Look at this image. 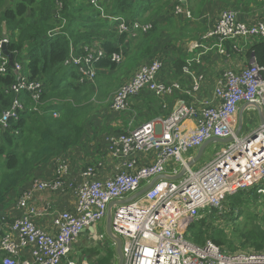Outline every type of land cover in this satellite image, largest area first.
<instances>
[{"label":"built area","instance_id":"built-area-1","mask_svg":"<svg viewBox=\"0 0 264 264\" xmlns=\"http://www.w3.org/2000/svg\"><path fill=\"white\" fill-rule=\"evenodd\" d=\"M103 2L88 0L119 35L146 34L152 29L149 23H128L123 17L106 14ZM60 10L61 4L57 2L59 19ZM171 13L183 21L194 20L187 0H173ZM64 25L63 19L59 27L48 32V38L58 35ZM253 38L264 41V21L247 23L233 11L221 12L212 28L186 44L188 54L193 56L186 60L182 71L191 83V92L199 93L204 83L203 75L192 71L193 64L198 65L209 52L230 59L224 42L238 44ZM8 42L6 36L0 35L1 74L9 66L8 58L2 54ZM84 50L88 52L85 56L70 51L65 64L76 67L79 84H92L95 77L92 64L102 52L95 47ZM11 54L14 58L16 53ZM113 61L121 63L122 56L114 55ZM22 62L13 60L16 82L8 91L14 99L10 108L2 112L0 127H6L8 119H18L23 94L30 95L37 104L42 91L41 82L25 76ZM161 67L158 60L140 65L115 91L109 101L110 112L128 111L130 99L142 92L162 99L179 92V83L166 85L158 79ZM241 104L257 105L264 115V65H258L253 57L247 66L235 64L223 71L216 80L212 98L200 102L201 109L180 101L165 117L133 128L130 120L123 133L104 137V157L90 165L91 159L87 158L77 171L72 170L69 154L54 158L49 163L50 176L34 178L15 199L7 215L12 223L4 228L0 238V253L4 254L1 264H93L68 256L76 239L90 228L94 240L103 242L105 252H100L101 256L115 249L105 232L96 233L97 224L106 218L112 203L115 204L111 208V230L121 240L123 264H264V252L228 254L211 241L197 246L185 238L193 222L212 211L221 214L228 196L252 188L264 196V123L253 132L236 137ZM187 119H194V125L183 127ZM211 138H232V141L193 171L188 167L193 158L191 153ZM151 156L152 164L141 162ZM182 170L184 173L178 180L160 179L139 198L118 204L153 179L178 177ZM68 193L74 197L72 210H52L48 229L33 221L36 213L31 204L37 195ZM23 252L26 259L21 256Z\"/></svg>","mask_w":264,"mask_h":264},{"label":"trees","instance_id":"trees-1","mask_svg":"<svg viewBox=\"0 0 264 264\" xmlns=\"http://www.w3.org/2000/svg\"><path fill=\"white\" fill-rule=\"evenodd\" d=\"M57 2L61 4L60 19L56 18ZM5 3L6 0H0V35L9 40L7 51L16 53L14 62L23 61L25 76L41 82L42 91L37 104L30 95L23 94L18 119H8L6 127H0L1 236L5 231L2 224L12 223L7 215L3 217L5 211L9 213L18 195L36 178L37 171L49 165L54 158L77 149L89 154L84 156L91 159L90 165L94 160L90 155L97 158L105 155V136L125 131H114L110 125H107L109 130L91 126V118L96 116L91 104L107 101L108 88L117 71L126 78L132 76L140 65L158 60L162 64L158 79L170 78L166 85L173 82L179 85L182 82L183 85L187 78L182 69L188 60V41L200 38L223 11H233L241 19V16L255 14L254 11L264 8V1L260 0H187L194 17L193 21L187 22L172 15L173 0H104L106 14L123 17L128 23L152 25L146 34L128 36L119 35L110 28L88 0H16L8 7ZM63 19L62 31L48 38V32L59 27ZM245 44L247 54L258 65H264V41L253 38ZM237 46L228 41L223 45L228 55H237L241 51L237 52ZM94 47L102 52V56L92 64L95 73L93 83L79 84L76 67L65 63L69 60L70 51L74 55L85 56L88 52L84 48ZM114 55L122 56L121 63L113 61ZM15 82L12 67L7 66L6 72L0 73V117L12 105L14 96L8 88ZM138 96L160 108L161 97L148 92ZM127 116L138 120L135 122L138 124L166 115L155 110L152 114L140 113L138 109L120 114L124 121ZM104 133L103 140L98 141ZM259 200H264V196H260L256 188L228 196L221 214L212 211L193 222L185 238L197 246L211 241L224 250L229 249L230 253L237 250L235 243L243 250L264 251V204L261 215H256V222L250 227L240 226L238 222L248 214L247 205ZM217 221H229L230 226L217 225ZM234 235L236 239L232 241ZM87 253L90 261L94 257L93 264L116 262V253L111 249L103 256L98 249H90ZM3 256L0 253V264Z\"/></svg>","mask_w":264,"mask_h":264},{"label":"crops","instance_id":"crops-1","mask_svg":"<svg viewBox=\"0 0 264 264\" xmlns=\"http://www.w3.org/2000/svg\"><path fill=\"white\" fill-rule=\"evenodd\" d=\"M15 1L16 0H6L5 6L8 7V5L14 4ZM260 1H264V0H260ZM254 12H256V13L248 15L246 17L241 16L240 20L247 22V23L264 21V8H262L260 10H256ZM216 20H217V18H216ZM216 20H215V22H216ZM244 43L245 42H239L238 43V46H239L241 51L237 55L236 54L235 55L229 54L230 59H227L226 57H220V56L216 55V53L210 52L201 58L200 63L198 65L193 64L192 71L196 74H201L204 77V83H203L199 93H192L191 92V83L187 78H185L184 80L186 82L183 85L181 82L180 86L181 85L182 86H181V90L179 92L175 93L174 95H172L170 97H166V98L161 99L160 108H157L155 103L151 104L150 102L145 101L142 96H136L130 100L129 110L130 111H133V110L137 111V109H138V110H140V113H145V114H147V112L152 114V111L155 110V112L159 111L160 113H162L164 115H168L171 112V110L174 107H176L180 101H184L186 104L192 105L196 109H201L200 102L204 99H211L212 98L213 88L215 86L214 83H216L215 78L217 77V75L219 73H222L223 71H225L228 68H233L235 66V64L240 65V67L246 66V64H248L250 62V60L252 59V56L247 54V52H248L247 44H245V46H244ZM241 44H242V46H240ZM246 49H247V52H246ZM192 56L193 55L188 54L187 59H191ZM237 63H239V64H237ZM214 70L216 71L215 75L210 77L209 73L211 71H214ZM129 78H130V76L125 81H123L122 84L125 83L126 81H128ZM219 78H221V75L218 76V79ZM161 81H164L166 84L169 81H171V79L164 77L163 80L161 79ZM211 81H212V84H210L211 88L208 89V87H209L208 82H211ZM205 82L207 83V85H206L207 90L205 89V86H204ZM134 107L136 109L131 110ZM242 107H243V104H241L239 106L238 113ZM108 109H109V107H108ZM128 120H129L128 123H130V120H132V119L126 118L124 123L117 122L115 125L113 122V123H111V128L114 131L126 129V128H128V126H126L125 124L127 123ZM136 121H138V120H136ZM136 121L133 118L132 128L138 126V124L141 123V122H139L138 124H136L135 123ZM192 125H194V119H187L184 122L183 127L189 128ZM69 155L72 157V170L77 171L79 168L82 167L85 160L87 159V158L85 159L84 155L88 156L89 154H87L84 151H81L80 149H77V150H72L69 153ZM194 155H193V157H194ZM90 156L94 160L98 159L96 155H90ZM80 162H81V164H80ZM141 162H144L145 164H152L154 162V159L151 156V159H149V160L141 159ZM107 170H109V168H107ZM49 176H50V167L47 164L45 166H43L39 171H37V174H36V178H40V179H45ZM31 206L35 210V213H36L35 216L33 217V221L39 227H43L45 229H48L50 227V224H51V216H50L51 211L52 210H58V211L72 210L74 207V197L69 193L65 194V195L39 194V195H37L36 199L32 202ZM11 207H10V209H11ZM10 209H9V212H10ZM8 214L9 213H7L6 215H8ZM3 216H5V215H3ZM82 234L83 233H81V235ZM80 236L76 239V241L72 245L71 251L74 248L79 249L80 253L83 257V258H81V260H79V262L83 261V260H87L90 262L89 257L86 256V254H87L86 248H88V243L80 241L79 240ZM0 238H1V235H0ZM21 256L23 259H26V253L23 252L21 254ZM91 261H93V260H91Z\"/></svg>","mask_w":264,"mask_h":264},{"label":"rangeland","instance_id":"rangeland-1","mask_svg":"<svg viewBox=\"0 0 264 264\" xmlns=\"http://www.w3.org/2000/svg\"><path fill=\"white\" fill-rule=\"evenodd\" d=\"M107 24L109 26L108 22H107ZM248 64H246V66ZM120 68H118V70ZM215 73H216L215 70L211 71L209 73L210 77L214 76ZM221 74L222 73H219L217 75V77L215 78V82L218 79V76H220ZM127 78L128 77L124 78L123 75L119 71H117L114 74V76L112 77V81H111L110 86L108 88V91H110V92L108 94V99H106L107 101H105L103 103H99V104L97 101L92 102L93 104H91V105L95 108V115L96 116H94V119L91 118V126H94L96 129L100 128L103 130L104 129L109 130L107 125L111 126V123H113V122H114V125L117 122L124 123V117H120L121 113H117V114L111 113L110 110L108 109V107H109V101L112 98V96L114 95L115 91L122 84V82L125 81ZM208 83H209L208 89H210L211 88L210 84H212V81L208 82ZM206 85H207V83L205 82V85H204L205 89H206ZM214 85H215V83H214ZM148 114H150V113H148ZM161 114L162 113H160V115ZM162 115H164V114H162ZM161 117H165V116H161ZM127 118H129V117L127 116ZM131 118L133 119V117H131ZM144 119H147V118L145 117ZM150 120H152V119H149L148 121H150ZM260 124H261L260 123V116L256 110H245L242 114V131L240 133V136H244L246 134L253 132L255 129H257L260 126ZM112 131H110V132H112ZM105 134L106 133L101 134L100 135L101 139H100V137H98V141H102L103 136ZM225 147H226V145L219 144V143H213V144L209 145V147L204 152L203 157L200 159V161L191 167L192 170L196 171L198 168H200L202 165L206 164L210 160L211 156L215 153V151L220 150V149H224ZM195 153H196V151H193L191 153V155L193 156ZM102 157H104V155ZM263 204H264V200H259L257 202H254V201L250 202L246 207L248 214L246 216H243L244 218H241L238 220V222H240V226L245 225L247 227H250L254 222H256L255 217H256V215H259V214L261 215L260 211L263 208ZM112 213H113V210H112ZM6 214H7V212L5 211L4 215H6ZM216 224L226 226V227L230 226L229 221H227L226 223H224L223 221H217ZM2 225H4L3 228H6L8 223L2 224ZM105 226H106V218L97 224L96 233L97 234H104ZM235 239H236V236L235 235L232 236V241H235ZM79 240L82 242L88 243V248H86L87 252L90 249H98L100 252H105L104 247H103V242L95 241L93 238V235L89 232L83 233L80 236ZM235 246L237 247V250L234 252V254L253 253L252 249H250V248L247 250L246 249L243 250V249L238 248V243H235ZM112 250L115 252V249H112ZM225 250L228 254L230 253L229 249L225 248ZM262 252H264V251H262ZM100 256H101V254H100ZM68 257L72 258L74 261H79V260H81V258H83L81 253H80V250L75 249V248L71 251V253L69 254ZM91 258H93L92 260H94V257H91ZM116 263H117V260H116L115 264Z\"/></svg>","mask_w":264,"mask_h":264},{"label":"water","instance_id":"water-1","mask_svg":"<svg viewBox=\"0 0 264 264\" xmlns=\"http://www.w3.org/2000/svg\"><path fill=\"white\" fill-rule=\"evenodd\" d=\"M2 54L4 56H6L8 58V65L10 67L13 66V56L11 53H9L6 49V47L4 46L2 49ZM253 107L259 114L260 116V123L263 124L264 123V115L263 112L261 110L260 107H258L257 105L254 104H244L243 107L240 109L239 113H238V117H237V128L235 131V136H239L241 131H242V114L245 110H247V108ZM232 138H226V139H221V138H211L210 140L206 141L203 145H201L198 150L196 151L194 157L192 158V160L189 162L188 167H192L194 166L196 163H198L200 161V159L203 157L204 152L206 151V149L209 147V145L213 144V143H219V144H223L226 145L227 143L231 142ZM184 173V170H182L179 174L178 177H166V176H159L155 179H153L152 181H150L148 184L144 185L137 193H135L134 195H132L131 197H129L128 199H125L121 202H118V204H125V203H130L131 201L139 198L140 196H142L144 193H146L152 186L153 184L160 180V179H170V180H178ZM112 203L109 205L108 207V211H107V215H106V226H105V233L107 238L112 241L115 244V253H116V260L117 263L116 264H123V256H122V243L121 240L116 237L111 230V208L113 206ZM85 232H89L92 233L93 229L90 228L87 231L84 230L82 233Z\"/></svg>","mask_w":264,"mask_h":264}]
</instances>
